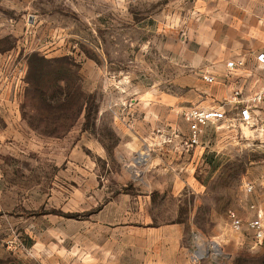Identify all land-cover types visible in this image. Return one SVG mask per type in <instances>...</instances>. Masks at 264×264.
<instances>
[{
    "label": "rangeland",
    "instance_id": "374dc122",
    "mask_svg": "<svg viewBox=\"0 0 264 264\" xmlns=\"http://www.w3.org/2000/svg\"><path fill=\"white\" fill-rule=\"evenodd\" d=\"M262 8L0 0V264H264V241L245 226L251 205L264 211V132L211 123L186 158L185 140L128 141L184 138L187 110L264 81L238 45L264 49ZM142 153L188 170L174 171L172 189L170 175L136 163Z\"/></svg>",
    "mask_w": 264,
    "mask_h": 264
},
{
    "label": "built area",
    "instance_id": "2783aa9c",
    "mask_svg": "<svg viewBox=\"0 0 264 264\" xmlns=\"http://www.w3.org/2000/svg\"><path fill=\"white\" fill-rule=\"evenodd\" d=\"M258 68L264 70V49L258 51L254 56ZM228 66L233 70L244 66V61L230 62ZM205 81L212 83L214 77L205 74ZM231 108L235 110L234 115L228 116L227 111ZM264 81L255 76L252 85L237 83L228 99L217 107L205 109H189L184 113L188 122L189 135L184 141L187 148L196 147L200 144L201 136L205 128L211 123H228L229 125L239 124L247 128H256L264 132ZM253 183H246V190L252 192ZM254 210V218L245 224L248 230L253 231L257 243L264 241V211L255 205H251ZM232 228L235 231H241L244 223L235 214L231 213Z\"/></svg>",
    "mask_w": 264,
    "mask_h": 264
},
{
    "label": "crops",
    "instance_id": "0c3cea01",
    "mask_svg": "<svg viewBox=\"0 0 264 264\" xmlns=\"http://www.w3.org/2000/svg\"><path fill=\"white\" fill-rule=\"evenodd\" d=\"M256 7L254 6H250V5H243L240 7V9L238 8V11L239 12H243V13H247V14H251V13H256ZM259 11V10H258ZM262 12H264V8H262ZM251 30H255V24H252ZM238 40H240V42L238 43V45H240L242 47V50H240V55L241 54H245V53H248L246 56V58H248L249 62H253L254 65H255V59H254V55L258 52V50L256 52H254V48L252 47V44H251V41H249L248 39H245V38H238ZM254 46V45H253ZM253 51V53H249L250 51ZM244 61V60H243ZM253 84V81L251 82V85ZM226 96V95H225ZM224 96V97H225ZM263 117H264V113H263ZM134 139H129L128 141L130 142V147L131 148H135V149H139L141 147H151V143L153 141H156V142H164V143H167V142H170V143H173L172 145H176L178 146V143H181L183 140H186L187 136L184 137V138H165L163 136H160V137H152L151 139H148V138H143V139H139L138 140V137L137 136H134L133 137ZM176 146V147H177ZM177 150L179 152V158L182 157V158H186V157H190V151H189V148H184V146H179L177 147ZM139 158V157H138ZM138 158L136 160V163L139 164V161H138ZM163 160L157 156V157H150L147 161H145L146 163H151V166H154V167H148L147 168V173L148 174H152V175H155V174H164V175H170V178H171V181H170V184H171V188L174 189V186H175V172H177L179 170V172L182 171V169L184 168H176V167H172V168H169V167H162L161 165H159V163H156V162H162ZM168 162V161H167ZM141 164V163H140ZM186 170H188L187 168H185ZM175 171V172H174ZM255 183V182H254ZM167 184V182H166ZM168 185V184H167ZM166 185V187H167Z\"/></svg>",
    "mask_w": 264,
    "mask_h": 264
},
{
    "label": "bare ground",
    "instance_id": "6f19581e",
    "mask_svg": "<svg viewBox=\"0 0 264 264\" xmlns=\"http://www.w3.org/2000/svg\"><path fill=\"white\" fill-rule=\"evenodd\" d=\"M147 158H148V155L146 154V153H142L140 156H139V158H138V161H139V164L140 163H144V161H145V159L147 160ZM138 163V162H137Z\"/></svg>",
    "mask_w": 264,
    "mask_h": 264
}]
</instances>
